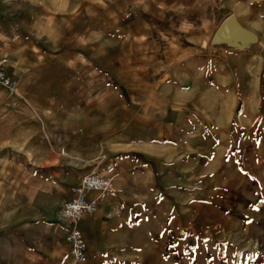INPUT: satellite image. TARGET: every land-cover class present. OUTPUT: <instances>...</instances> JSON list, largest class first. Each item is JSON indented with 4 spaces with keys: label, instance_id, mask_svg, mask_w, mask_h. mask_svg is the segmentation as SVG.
<instances>
[{
    "label": "crops",
    "instance_id": "obj_1",
    "mask_svg": "<svg viewBox=\"0 0 264 264\" xmlns=\"http://www.w3.org/2000/svg\"><path fill=\"white\" fill-rule=\"evenodd\" d=\"M244 24L264 34V0H0V59L18 81L0 88V147L25 146L40 179L0 202V264H179L180 214L210 183L196 179L216 168L211 135L225 139L240 97L212 92L204 67L251 53ZM108 163L115 192L74 225L79 262L59 202Z\"/></svg>",
    "mask_w": 264,
    "mask_h": 264
},
{
    "label": "rangeland",
    "instance_id": "obj_2",
    "mask_svg": "<svg viewBox=\"0 0 264 264\" xmlns=\"http://www.w3.org/2000/svg\"><path fill=\"white\" fill-rule=\"evenodd\" d=\"M250 28L243 25L242 45L244 49L251 46L248 42L252 38L253 50L241 63L228 57L224 66L204 67V74L215 80L212 92L216 85L217 91L240 97L232 127L224 131L225 139L215 145L213 139L218 136L211 133L209 150L216 168L209 176L196 179L197 184L210 183L204 192L195 194L194 212L180 214L179 264H264V34L254 27L258 29L255 35ZM194 68L197 76L200 71ZM14 162L23 167L15 177L18 188H10ZM32 164L26 159L25 146L0 147L3 207L26 201L34 191L40 179L33 183L28 177Z\"/></svg>",
    "mask_w": 264,
    "mask_h": 264
},
{
    "label": "built area",
    "instance_id": "obj_3",
    "mask_svg": "<svg viewBox=\"0 0 264 264\" xmlns=\"http://www.w3.org/2000/svg\"><path fill=\"white\" fill-rule=\"evenodd\" d=\"M18 81L5 69V60L0 59V88L13 91ZM115 169L110 163L101 172L89 171L81 175L78 184L72 187L71 197L62 201L57 210V220L67 221L71 228L66 239L70 244L71 255L79 262L85 260V244L81 233L74 227L79 218L86 213H94L100 200L115 192Z\"/></svg>",
    "mask_w": 264,
    "mask_h": 264
},
{
    "label": "water",
    "instance_id": "obj_4",
    "mask_svg": "<svg viewBox=\"0 0 264 264\" xmlns=\"http://www.w3.org/2000/svg\"><path fill=\"white\" fill-rule=\"evenodd\" d=\"M230 26L233 27V28L236 26L235 19L233 17H229L223 23V27H230Z\"/></svg>",
    "mask_w": 264,
    "mask_h": 264
}]
</instances>
